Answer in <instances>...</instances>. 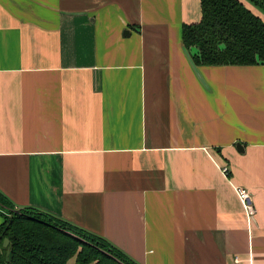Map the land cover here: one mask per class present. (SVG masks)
Here are the masks:
<instances>
[{
  "label": "crops",
  "instance_id": "obj_1",
  "mask_svg": "<svg viewBox=\"0 0 264 264\" xmlns=\"http://www.w3.org/2000/svg\"><path fill=\"white\" fill-rule=\"evenodd\" d=\"M199 18V0H0L13 208L137 264H264V67L194 64L181 28Z\"/></svg>",
  "mask_w": 264,
  "mask_h": 264
},
{
  "label": "trees",
  "instance_id": "obj_2",
  "mask_svg": "<svg viewBox=\"0 0 264 264\" xmlns=\"http://www.w3.org/2000/svg\"><path fill=\"white\" fill-rule=\"evenodd\" d=\"M199 2L198 21L181 28L193 63L264 67V17L252 8L264 16V0ZM0 204L12 206L1 194ZM72 257L75 264H137L103 238L41 210L24 207L3 216L0 264H66Z\"/></svg>",
  "mask_w": 264,
  "mask_h": 264
},
{
  "label": "built area",
  "instance_id": "obj_3",
  "mask_svg": "<svg viewBox=\"0 0 264 264\" xmlns=\"http://www.w3.org/2000/svg\"><path fill=\"white\" fill-rule=\"evenodd\" d=\"M220 171L223 173L224 176H229L228 166L226 165L220 166ZM234 190L239 202L242 205L246 218L249 221L253 215V205H252V198L250 192L247 188L243 186H236L234 187Z\"/></svg>",
  "mask_w": 264,
  "mask_h": 264
},
{
  "label": "rangeland",
  "instance_id": "obj_4",
  "mask_svg": "<svg viewBox=\"0 0 264 264\" xmlns=\"http://www.w3.org/2000/svg\"><path fill=\"white\" fill-rule=\"evenodd\" d=\"M4 207H5V206H4ZM17 210H19V209H15V208H13L12 206H11V207L7 206V207H5L4 215H3V216H5V217H9V216L11 215V212H13V211H17ZM66 264H75V259H74V257H72L71 259H69V260L67 261Z\"/></svg>",
  "mask_w": 264,
  "mask_h": 264
},
{
  "label": "water",
  "instance_id": "obj_5",
  "mask_svg": "<svg viewBox=\"0 0 264 264\" xmlns=\"http://www.w3.org/2000/svg\"><path fill=\"white\" fill-rule=\"evenodd\" d=\"M237 146H239V144H237ZM3 244H4V245H7V244H8V239H4Z\"/></svg>",
  "mask_w": 264,
  "mask_h": 264
}]
</instances>
